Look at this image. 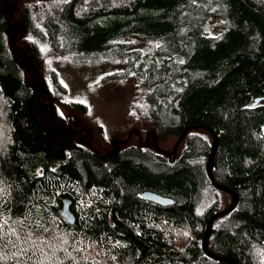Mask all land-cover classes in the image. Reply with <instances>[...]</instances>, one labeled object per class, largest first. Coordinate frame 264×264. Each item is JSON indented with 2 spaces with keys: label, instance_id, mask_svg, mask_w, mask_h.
<instances>
[{
  "label": "trees",
  "instance_id": "1",
  "mask_svg": "<svg viewBox=\"0 0 264 264\" xmlns=\"http://www.w3.org/2000/svg\"><path fill=\"white\" fill-rule=\"evenodd\" d=\"M128 36L155 47L140 59ZM107 53L139 61L151 135L195 128L169 158L152 136L100 154L59 116L45 59ZM207 129L213 177L238 197L208 247L264 262V0H0V264H225L201 250L229 196L207 177Z\"/></svg>",
  "mask_w": 264,
  "mask_h": 264
},
{
  "label": "rangeland",
  "instance_id": "2",
  "mask_svg": "<svg viewBox=\"0 0 264 264\" xmlns=\"http://www.w3.org/2000/svg\"><path fill=\"white\" fill-rule=\"evenodd\" d=\"M214 26L215 22L212 27ZM119 43L136 49L140 59L155 47V42L136 36L124 37ZM45 61L47 70H56L65 90L63 93H54V107L69 128L79 132L78 136L93 149L100 154H106L115 148L136 145L139 137L140 143L146 137L151 143L154 128L148 124L146 115L143 114L146 108L143 95L148 90L143 89V76L136 71L139 61L131 60L130 63L127 56H118L115 53L93 55L77 61L65 56ZM72 104L83 105L85 112L72 109ZM200 134L207 137L205 132L198 135ZM209 137L208 135L207 141L210 146L212 143ZM113 141L116 144L112 145ZM176 141V137H169L164 141L156 140V146L170 153ZM229 202L230 197L227 196L222 208ZM258 257L260 258L256 262L264 264L262 256Z\"/></svg>",
  "mask_w": 264,
  "mask_h": 264
},
{
  "label": "water",
  "instance_id": "3",
  "mask_svg": "<svg viewBox=\"0 0 264 264\" xmlns=\"http://www.w3.org/2000/svg\"><path fill=\"white\" fill-rule=\"evenodd\" d=\"M259 100L257 99L255 101V104L258 103ZM191 129H195L193 127H189L187 128L177 139L172 151L170 153H167L161 149H159L156 146V137L154 134H152V145L154 146V148L161 154L165 155L166 158H169V156L173 155L175 153V151L177 150L178 146L180 145L181 141L183 140L186 132L188 130ZM207 131L211 134L212 137V144H211V150H210V154L206 163V173H207V177L212 185V187L218 191H221L227 195L230 196V202L227 206L223 207L222 209H220L218 212L214 213L211 218L209 219V221L207 222L206 228H205V233L204 236L201 240V250L203 252V255H205L207 258L216 261V262H220V263H225V264H236L234 261L229 260L228 258L225 257H219L215 254H213L211 252V250L208 247V239L211 236L212 233V227L214 222L219 219L222 218L226 215H228L229 213H231L237 206L238 204V197L237 194L233 191H231L230 189H228L227 187L219 184L216 182V180L213 177L212 174V169H213V161H214V156L215 153L217 151V147L219 145L218 142V138L217 136L211 131V129H207ZM140 140V137H139ZM116 144V141L112 142V145ZM148 144V138L146 137L143 145L146 146ZM117 149V148H116ZM141 197L149 202H152L156 205H160V206H169L173 204V201L167 198H163L159 195L153 194V193H149V192H145L141 195ZM70 202L68 200H64L63 202V208L61 211V216L63 217V219L68 223V224H73L74 223V216L72 215V213L70 212Z\"/></svg>",
  "mask_w": 264,
  "mask_h": 264
},
{
  "label": "flooded vegetation",
  "instance_id": "4",
  "mask_svg": "<svg viewBox=\"0 0 264 264\" xmlns=\"http://www.w3.org/2000/svg\"><path fill=\"white\" fill-rule=\"evenodd\" d=\"M145 141V140H144ZM83 142H87V141H83ZM139 142V141H138ZM148 143H149V141H148ZM85 144H87V143H85Z\"/></svg>",
  "mask_w": 264,
  "mask_h": 264
},
{
  "label": "snow or ice",
  "instance_id": "5",
  "mask_svg": "<svg viewBox=\"0 0 264 264\" xmlns=\"http://www.w3.org/2000/svg\"><path fill=\"white\" fill-rule=\"evenodd\" d=\"M0 239H2V237H0ZM42 243H43V241H42Z\"/></svg>",
  "mask_w": 264,
  "mask_h": 264
}]
</instances>
